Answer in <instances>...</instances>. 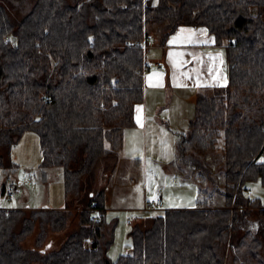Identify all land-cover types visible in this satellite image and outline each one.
<instances>
[{"label":"trees","instance_id":"16d2710c","mask_svg":"<svg viewBox=\"0 0 264 264\" xmlns=\"http://www.w3.org/2000/svg\"><path fill=\"white\" fill-rule=\"evenodd\" d=\"M10 1L25 12L0 3V172L17 168L12 148L35 132L41 168L63 170L66 198L124 149L151 36L164 46L181 26L206 27L225 48L228 83L198 96L178 139L175 162L202 185L195 208L136 222L132 252L112 261L117 222L105 216V191L89 193L77 228L50 251L43 244L72 211L0 207V264H264V205L247 194L264 185V0ZM37 225L35 248H25Z\"/></svg>","mask_w":264,"mask_h":264},{"label":"rangeland","instance_id":"374dc122","mask_svg":"<svg viewBox=\"0 0 264 264\" xmlns=\"http://www.w3.org/2000/svg\"><path fill=\"white\" fill-rule=\"evenodd\" d=\"M154 1V0H152ZM9 13L21 18L25 12L20 3L10 0H0ZM22 5V4H21ZM161 46L154 37L145 43L146 60L151 51ZM148 68L145 62V70ZM177 141L171 143L172 153L166 156L161 149V142L155 148L144 151L143 145L122 153L121 158L108 166L105 159L100 160L91 176L83 179L82 197L85 192L94 189L105 191L106 218L109 222H117L115 241L111 246L108 257L115 261L121 255L132 252V239L130 237L131 225L135 220L140 222L148 217L163 215L167 210L184 207H196L200 190L199 179H195L188 168L181 161H176ZM150 146V145H149ZM11 159L17 168L0 172V207L22 210H69L73 218L67 226L58 232H51L42 246V250L50 251L58 248L67 238L68 234L78 226V212L85 205L83 200L75 201L65 198L64 173L61 168H41L42 153L39 136L27 131L21 141L12 148ZM261 160H264V153ZM173 162V163H172ZM12 183L17 189L13 198L2 195L3 185ZM205 186V185H204ZM203 186V187H204ZM250 198L260 199L264 205V185L260 180L249 184L247 192ZM161 196L164 205L157 210L145 211V203ZM224 197L216 196L215 207L224 206ZM183 209V208H182ZM39 227L23 241L25 248H35Z\"/></svg>","mask_w":264,"mask_h":264},{"label":"crops","instance_id":"0c3cea01","mask_svg":"<svg viewBox=\"0 0 264 264\" xmlns=\"http://www.w3.org/2000/svg\"><path fill=\"white\" fill-rule=\"evenodd\" d=\"M155 46L154 53L149 51L146 60L144 101L135 106V125L125 130L122 153L137 145H143L144 151H148L161 142V149L170 157L171 143L174 140L178 142L180 134L188 131L198 96L227 85L226 53L225 48L218 46L214 36L202 26H181L170 35L164 46ZM122 153L114 158H105L106 164H114ZM83 188L82 180L80 197L72 199L77 202L85 198L86 205L89 193L85 192L82 197ZM96 191L94 189L93 192ZM106 203L105 194V212ZM182 208L185 209H175Z\"/></svg>","mask_w":264,"mask_h":264},{"label":"built area","instance_id":"2783aa9c","mask_svg":"<svg viewBox=\"0 0 264 264\" xmlns=\"http://www.w3.org/2000/svg\"><path fill=\"white\" fill-rule=\"evenodd\" d=\"M6 41L9 40V37L5 38ZM159 69H162L161 66H158ZM48 100V98H46ZM17 193V189L14 187L12 183H8L5 187V196L9 198H13L14 195ZM163 206V200L161 197H156L153 200L147 201L145 203V211L157 210ZM91 211L93 213L92 219L97 221L100 219V209L92 207Z\"/></svg>","mask_w":264,"mask_h":264}]
</instances>
